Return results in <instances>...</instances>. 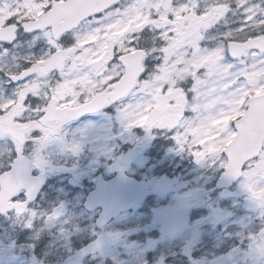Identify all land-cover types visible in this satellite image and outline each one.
<instances>
[{
  "label": "snow or ice",
  "instance_id": "obj_1",
  "mask_svg": "<svg viewBox=\"0 0 264 264\" xmlns=\"http://www.w3.org/2000/svg\"><path fill=\"white\" fill-rule=\"evenodd\" d=\"M88 7L76 18L67 21L72 26L52 25L26 30L25 23L18 16L9 17L5 24L16 26L15 38H0V81L11 89H0V105L16 99L17 92L35 76L32 71L35 61L45 57H59L61 52L70 53L67 68L58 66L48 74V86L40 93L20 94L26 109L23 116L15 117L17 123H27V118L43 120L48 116L49 105L55 109L67 106L73 96L59 98L54 88L64 85L67 78L102 81L94 95H89L85 103V93H81L78 103L82 108L65 111L56 127L46 130L44 135L35 129L31 138L23 142V148L11 138H0V144H7V163L0 167V176L14 171V164L25 154L29 141L37 144L33 165L43 169L46 161L40 149L53 139L63 143L59 135L61 127L82 113L95 112L106 105L117 104L119 118L131 129L136 126L146 131L152 128L172 131L179 151L188 152L198 162L207 161L212 167L224 170L227 177L240 178L241 188L250 200L264 207V199H257L253 186L264 188V0H163L157 9H149V20L140 26L137 20L128 27L130 16L140 14L148 8V0H86ZM42 12L53 10L60 0H38ZM224 4L225 11H217L214 6ZM191 9L195 17H200L199 25L184 23L189 31H199L194 40L181 39L176 33V17L184 16ZM229 13L236 16L237 27L231 26ZM143 19V16H141ZM157 22L159 26H156ZM42 29L49 33V39L41 43L37 38ZM200 33L207 35L205 40ZM21 34L29 38V48L40 44L44 50L40 55L30 53L23 57L11 55ZM176 38L174 52L169 54V40ZM11 45L12 47H7ZM82 45V46H81ZM246 48V52L234 46ZM133 53H144L142 71L128 75L127 58ZM14 62L9 65L7 58ZM185 59L191 60V74L179 76L175 87L179 96H173L169 83L161 79L159 88L151 83L154 74H159L172 63L177 69L183 67ZM20 73L27 75L16 78ZM134 76L135 84L130 81ZM223 82V83H222ZM79 91V85H77ZM162 98L169 105H176V115H170L162 108L157 109ZM10 109L0 107V116ZM191 113V116L186 115ZM215 121L217 126L211 131L204 130ZM215 151H209V145ZM72 152L78 153L81 145L73 142L64 144ZM36 186L39 180H36ZM27 190V200L34 191ZM24 189L18 188L9 197L10 203L0 206V212L14 210L23 213H37L28 208L23 197ZM63 206L53 210L48 220L60 216ZM32 220L27 224L31 227ZM256 251L264 254V231L253 236Z\"/></svg>",
  "mask_w": 264,
  "mask_h": 264
},
{
  "label": "rangeland",
  "instance_id": "obj_2",
  "mask_svg": "<svg viewBox=\"0 0 264 264\" xmlns=\"http://www.w3.org/2000/svg\"><path fill=\"white\" fill-rule=\"evenodd\" d=\"M158 5H161V0H148V8L144 12L128 18L125 30L137 20L141 21L140 26L152 23L149 20V9H157ZM214 8L225 11L227 6L219 4ZM40 9L38 0H0V24L9 17L18 16L17 13L30 15ZM182 17H176L175 30L181 28L176 32L177 37L179 34L188 36L190 33L185 31L186 24L177 26ZM236 19V16L229 13L233 28L237 27ZM156 26H159L158 22ZM198 31L197 28L188 40H194ZM200 35L205 40L209 39L203 33ZM175 45L176 38H171L169 54L174 52ZM25 55L20 54L19 57ZM69 56L70 61V53ZM7 62L10 65L14 63L11 57L7 58ZM190 74L191 60L185 59L182 68L177 69L176 64L172 63L159 74V78L154 74L151 83L158 89L160 80H166L170 85L169 92L178 97L176 80L181 75L186 77ZM45 83L35 79L23 85L15 100L0 105L10 109L4 116H0V121L9 124V120L17 117V114L18 117L23 116L26 109L20 94L27 95L30 90L34 94L40 93L45 89ZM102 83L96 81L95 77L92 80L81 78L76 81L66 77L64 85L55 87L54 93L60 98L64 95L73 96L71 104L78 103L81 93H85L86 102ZM0 89L3 88L0 86ZM156 107L176 115L177 106L169 105L166 98H162ZM186 115L192 114L189 112ZM216 126V122L212 121L204 131H211ZM7 131H3L0 138H9ZM22 133L27 131L20 130ZM59 135L63 137V143L53 139L41 149L40 154H49L58 161L62 159L64 169L68 162L75 171L81 164L77 174L80 180H90L98 170L111 174L118 167V158L124 150L131 148L135 152L136 161L131 174L140 182L142 196L130 214L121 215L102 230L116 240L115 247L108 255V260L113 264H145L148 252L152 264H264V254L255 250L256 241L252 239L264 227V207L250 200L248 193L241 188V180L228 191L216 192L212 183L222 169L210 166L207 161L198 162L190 153L179 151L173 139L174 132L158 128L146 131L140 126L129 129L119 118L116 105L109 115L99 114L86 118L67 127ZM73 142L81 145L78 153L64 147V144L70 145ZM215 148V145L210 144L208 150L215 151ZM252 191L257 199H264V188L253 186ZM197 212L205 213L206 216L201 217ZM78 214L81 217L79 211ZM73 219L68 214V224ZM147 234L149 238L145 237ZM100 264L110 263L101 261Z\"/></svg>",
  "mask_w": 264,
  "mask_h": 264
},
{
  "label": "flooded vegetation",
  "instance_id": "obj_3",
  "mask_svg": "<svg viewBox=\"0 0 264 264\" xmlns=\"http://www.w3.org/2000/svg\"><path fill=\"white\" fill-rule=\"evenodd\" d=\"M61 1L64 0H60V2ZM17 14L21 22L26 24L37 21L47 13L42 12L40 9L31 12L30 15L27 14L23 16L20 13ZM188 17H192L191 23L196 25H199L201 22L200 17H195V12L193 10L187 9L180 22H177V26H184V21ZM196 18L197 21L195 20ZM8 19L9 18L5 19V21ZM60 23H63V21L48 24L46 18L44 19V24L52 25L53 30H55ZM9 27L13 28L15 38L16 26L14 24L10 26L6 25L5 22L0 24V28L2 29H7ZM180 29L181 28H178L176 32ZM185 31H189L188 26H186ZM194 32L195 31H190L188 36L179 34L178 37L188 40L194 35ZM49 36L50 33L46 29H42L41 34L37 39L43 43L45 40L49 39ZM28 44L29 38L21 34V39L18 41L17 46L12 48V55L16 57H19L20 54L28 55L30 53L40 55L44 50V45L40 44L35 48H29L27 52ZM7 47L11 48L12 46L9 45ZM48 59L49 57H45L35 61V76L31 80L41 79L45 81V88L48 86L47 77L50 73V69H46L43 64H45ZM68 61L65 62L64 67H66ZM22 74L23 73H20L16 78L20 77ZM0 86L5 92H11V89L6 83H1ZM29 92L33 91L30 90ZM17 97L19 98V95ZM79 106H81L79 103H70L67 106L61 105L57 110L73 109ZM112 108L114 107L112 106L98 114H107ZM54 109V106L50 104L48 108V116L45 119L36 120L26 117V124L17 123L15 119L9 120V124L0 121V136H3V131L9 130V132L7 131V134L10 135L9 138L17 142L20 147L23 148V142L31 138L33 130L41 129V132L34 133V135L38 137L40 135L43 136L46 130L56 127L57 122H54L51 119V112ZM93 115L95 114L87 115L68 124H63L60 133L67 127L86 120V118L88 119ZM20 130L27 131V133L20 134ZM37 147V144L29 141L24 149L25 154L22 153L16 164H14V171L11 173H5L4 176H0V206L6 207L10 203V195L18 188H22L24 189V196L16 197V199L26 200L28 208L37 213L35 217H32L31 212L27 210L23 213H17L15 209L13 211L9 210L7 212H0V264H100L101 261H103V263H109L108 256L101 257L99 255V248H94V251L91 253H85L82 252V250L89 244L93 245L100 234L105 233L102 230L107 226L117 221L121 215L130 214L131 211L120 213L110 224L103 228H99L95 224L99 210L87 211L84 208V203L87 196L94 190L93 181L95 177L101 175L103 179L108 180L113 174H115L116 170L121 168V166L118 165V167L114 168L109 175H107L106 172L98 170L90 180H80L77 174L81 169V164H79L75 171V169L71 168L72 166L70 162H68L65 164L64 169L61 163L62 159H59L58 161L55 157V159H53L51 155L46 153H44V155L40 154L46 161L45 167L43 169L35 167L33 161L35 159L34 153L36 152ZM128 150L132 149L129 148L124 150L123 153ZM7 155V144H0V167L5 166L7 163ZM80 163H83V161H80ZM131 168L127 173L128 175L131 174ZM36 180L40 181L37 186ZM73 184L74 186H72ZM35 186L36 190L33 193L32 199L27 200V190H34ZM212 187L216 192H221L214 188V181ZM61 205L63 206V210L60 216L54 220H48V216L51 215L53 210L60 208ZM78 211L80 212L81 217L79 216ZM197 213L201 217L206 216L205 213ZM68 214L74 218L69 224L67 221ZM30 220H32V225L31 227H28L27 224ZM190 225H192V222H190ZM84 233L86 234V238L84 237ZM113 240L114 248L116 240L115 238H113ZM145 264H152L150 256L147 257Z\"/></svg>",
  "mask_w": 264,
  "mask_h": 264
},
{
  "label": "water",
  "instance_id": "obj_4",
  "mask_svg": "<svg viewBox=\"0 0 264 264\" xmlns=\"http://www.w3.org/2000/svg\"><path fill=\"white\" fill-rule=\"evenodd\" d=\"M87 7L88 5L86 0H66V2L64 3L54 4L53 10L51 12H48L45 16L40 17L35 22L26 23L25 24L26 30L31 31L33 28H40L44 26L45 18L48 21V24L50 23L54 24L55 22L64 19V22L61 23L58 27L62 25L72 26L70 24H67L66 22L79 16ZM0 38H13L12 29L10 28L0 29ZM234 47L240 48V50L244 52L247 51L246 48H243L242 46L239 45ZM142 56H143L142 53H133L132 56L127 58L128 75L131 76L133 73L138 74V72L141 71L139 64ZM66 59H67V53L61 52L59 57H50L43 65H45L46 69L52 70L55 67L63 66V63L66 61ZM34 68L35 65L33 66L32 69L33 72H35ZM23 75H27V73H23L21 76ZM19 78L20 77H17V79ZM134 81L135 79L133 76L130 81V86L131 84L134 83ZM110 105L112 104L106 105L103 108H107ZM82 107L83 106H81L80 108ZM65 111H69V110L59 111L54 114L53 118L60 120L62 114ZM89 113H94V112L82 113L75 119ZM134 160H135V156L130 151L120 159V163L123 164V168L122 170L116 172V176L113 179L107 182H102L100 177L96 179L95 181L96 189L88 196L87 202L85 204V208L87 210H92L96 208L100 209L101 212L96 221V224L99 227H102L107 223H109V221L113 217H115L119 211L125 209L128 210L131 209L134 206L138 196L141 194L142 190L139 184L136 181H134V179L127 177L124 174L125 172H127V170L129 169V165L133 163ZM238 180L239 178H232L225 176L223 170L222 175L216 181L215 187L217 189H229ZM262 231H264V229ZM111 246H112V240L107 235H101L97 238V240L93 243V245L89 244L87 247H85L82 250V252L91 253L94 251V248L96 249L99 248L100 255H105L107 254Z\"/></svg>",
  "mask_w": 264,
  "mask_h": 264
}]
</instances>
